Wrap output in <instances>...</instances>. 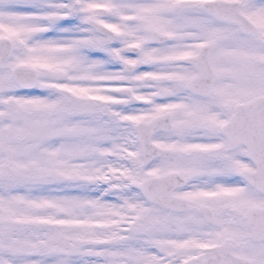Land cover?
<instances>
[{"label":"snow or ice","instance_id":"1","mask_svg":"<svg viewBox=\"0 0 264 264\" xmlns=\"http://www.w3.org/2000/svg\"><path fill=\"white\" fill-rule=\"evenodd\" d=\"M0 264H264V0H0Z\"/></svg>","mask_w":264,"mask_h":264}]
</instances>
